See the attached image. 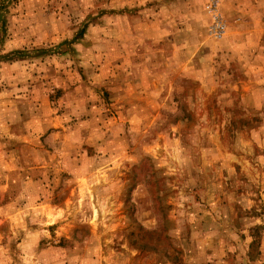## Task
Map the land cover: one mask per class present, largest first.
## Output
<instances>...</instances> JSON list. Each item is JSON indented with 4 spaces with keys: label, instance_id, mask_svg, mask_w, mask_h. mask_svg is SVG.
I'll return each mask as SVG.
<instances>
[{
    "label": "rangeland",
    "instance_id": "rangeland-1",
    "mask_svg": "<svg viewBox=\"0 0 264 264\" xmlns=\"http://www.w3.org/2000/svg\"><path fill=\"white\" fill-rule=\"evenodd\" d=\"M205 5L0 0L8 264H264V0Z\"/></svg>",
    "mask_w": 264,
    "mask_h": 264
},
{
    "label": "built area",
    "instance_id": "built-area-1",
    "mask_svg": "<svg viewBox=\"0 0 264 264\" xmlns=\"http://www.w3.org/2000/svg\"><path fill=\"white\" fill-rule=\"evenodd\" d=\"M219 0H206V9L210 12H217ZM215 22L211 27L210 33L215 39H222L225 34V24L217 15H215Z\"/></svg>",
    "mask_w": 264,
    "mask_h": 264
},
{
    "label": "crops",
    "instance_id": "crops-1",
    "mask_svg": "<svg viewBox=\"0 0 264 264\" xmlns=\"http://www.w3.org/2000/svg\"><path fill=\"white\" fill-rule=\"evenodd\" d=\"M31 22H33V19H32V17H31ZM32 30H34V27H31V32H32ZM255 35V34H254ZM254 35H252V36H254ZM246 36V38H245V40H251V37L252 36H249L248 34H246L245 35ZM35 38H33V40H34ZM244 40V41H245ZM31 43H32V41H31ZM32 44H34V42L32 43ZM17 48H19V47H17ZM16 48V49H17ZM241 48H245L246 50H248V47H247V45H245V46H242ZM9 49H13V48H9ZM0 65H2L3 67H4V65L2 64V63H0ZM10 66V65H9ZM14 66V63L13 64H11V67H13ZM11 238V237H10ZM14 238H12L11 240H13ZM23 242L24 243H27V244H31L32 245V243H33V241L31 240V238L30 237H26L24 240H23ZM28 250L29 251H31L30 250V247L28 248ZM25 252L24 251H22V254H24ZM11 255H13V253L12 252H8V251H3V253L1 252L0 253V264H8L10 261H11V259H12V256ZM28 255V254H27ZM34 257V254H33V251H31V257ZM23 258H24V256H23Z\"/></svg>",
    "mask_w": 264,
    "mask_h": 264
}]
</instances>
